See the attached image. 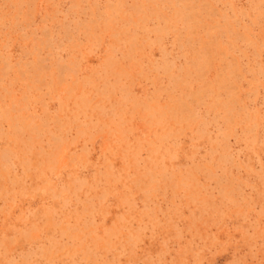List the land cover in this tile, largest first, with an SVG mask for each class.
<instances>
[{"label":"rangeland","instance_id":"1","mask_svg":"<svg viewBox=\"0 0 264 264\" xmlns=\"http://www.w3.org/2000/svg\"><path fill=\"white\" fill-rule=\"evenodd\" d=\"M0 264H264V0H0Z\"/></svg>","mask_w":264,"mask_h":264}]
</instances>
